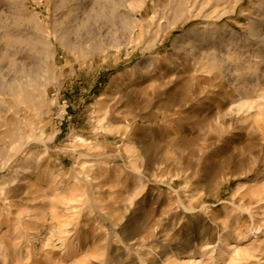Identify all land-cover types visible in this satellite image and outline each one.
Here are the masks:
<instances>
[{
  "label": "rangeland",
  "instance_id": "374dc122",
  "mask_svg": "<svg viewBox=\"0 0 264 264\" xmlns=\"http://www.w3.org/2000/svg\"><path fill=\"white\" fill-rule=\"evenodd\" d=\"M263 129L264 0H0V264H264Z\"/></svg>",
  "mask_w": 264,
  "mask_h": 264
},
{
  "label": "bare ground",
  "instance_id": "6f19581e",
  "mask_svg": "<svg viewBox=\"0 0 264 264\" xmlns=\"http://www.w3.org/2000/svg\"><path fill=\"white\" fill-rule=\"evenodd\" d=\"M216 37H214V39H215ZM119 76V75H118ZM124 80L122 79V75L120 74V76L117 78V80L116 81H114V82H112L111 83V86H109L108 87V89H110V87L112 88V87H114L116 84H119V85H124ZM122 87V86H121ZM251 105V104H250ZM250 105H249V103L247 102V101H245V100H241L240 102H238V104H234V105H232L229 109H230V111H231V109H233V108H238V110L240 111V110H244V109H248V108H250ZM236 110V109H235ZM230 113V112H229ZM263 131H264V129H263ZM19 152V151H18ZM217 161H219V160H217ZM220 165V164H219ZM222 165V164H221ZM219 169H220V167L218 166V164H216V166H213L212 168H211V172H210V174H209V176L210 175H218L219 174ZM259 197H257L256 198V200L254 199V202H259L261 199H258ZM252 199V198H251ZM251 201H253V200H250V202ZM264 212V211H263ZM232 218V217H231ZM222 224V223H221ZM224 227V226H223ZM220 229V228H219ZM224 229V228H223ZM222 239V238H221ZM218 240H220V235H219V237H218ZM198 245H200V242L198 243ZM228 247V246H227Z\"/></svg>",
  "mask_w": 264,
  "mask_h": 264
}]
</instances>
